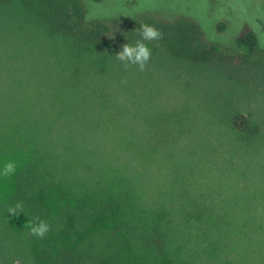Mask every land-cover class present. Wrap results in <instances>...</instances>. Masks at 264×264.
<instances>
[{"label":"rangeland","instance_id":"374dc122","mask_svg":"<svg viewBox=\"0 0 264 264\" xmlns=\"http://www.w3.org/2000/svg\"><path fill=\"white\" fill-rule=\"evenodd\" d=\"M83 1L87 22L113 23L114 17L134 18L146 9L153 16L173 17L180 8L178 0ZM212 3L195 0L187 8L218 60H177L155 40L145 42L151 59L141 72L138 67L125 70L115 58L123 45L136 42L110 35L93 45L64 37L20 2L0 1V169L7 161L16 164L14 175L0 177V264H39L21 234L26 221L6 218L2 211L28 164L22 139H15L3 121L25 107L32 117L45 118L58 108L75 113L76 105L79 116L113 115L116 128L77 130L66 145L100 153L105 162L97 164L128 167L147 194L168 193L169 184L178 181L193 203L206 205L220 221L214 224L212 216L216 229L201 247L180 258L153 257V264H264V0ZM222 21L229 22L226 35L218 32ZM247 29L257 34L256 55L223 51V43L233 47ZM51 104L57 109L51 111ZM105 230L111 254L129 249L113 226ZM104 235L91 231L73 238L93 245ZM119 261L146 264L126 255Z\"/></svg>","mask_w":264,"mask_h":264},{"label":"trees","instance_id":"16d2710c","mask_svg":"<svg viewBox=\"0 0 264 264\" xmlns=\"http://www.w3.org/2000/svg\"><path fill=\"white\" fill-rule=\"evenodd\" d=\"M16 1L64 37L93 45L103 44L110 35L122 42H137L141 40L140 26L148 24L161 32L162 38L156 41L174 59L205 64L220 58L209 48L211 44L201 25L187 8L195 0H178L180 8L173 17L153 16L146 9L134 18L114 17L113 23L91 19L87 22L83 0ZM228 28V21L218 24V32L223 35ZM219 40L213 42L220 44ZM199 42L206 45L204 49H198ZM223 44V51H233L246 58L259 51L257 34L249 29L237 36L233 47H227L226 42ZM75 108L76 113L79 109L77 105ZM56 109L57 105L51 104V111ZM75 113L58 108L56 113H49L45 118H35L25 107L15 117L3 121V125L10 124L15 139H22L21 149L27 155L28 164L18 174L15 191L3 203L2 211L6 218L26 221L27 227L20 228L21 234L33 246V256L39 264H120V257L125 255L153 264V257L180 258L192 247L194 250V246L201 247L216 229L214 224L220 225L206 205L193 203L195 198L189 197L188 188L178 181L169 184L168 193L147 194L143 182L133 177L128 167L97 164V161L105 162L100 153L87 148L71 149L65 143L77 130L97 126L101 130L116 128L111 114L95 112V115L79 116ZM3 156L4 153L0 155ZM17 203L23 205V213L8 214V209ZM37 218L50 226L43 238L30 235L29 224L38 222ZM111 226L129 248L123 253L118 251L116 256L110 253L105 242V228ZM91 231H100L104 236L93 245L85 240L77 243L73 238L74 234Z\"/></svg>","mask_w":264,"mask_h":264},{"label":"clouds","instance_id":"9594fccd","mask_svg":"<svg viewBox=\"0 0 264 264\" xmlns=\"http://www.w3.org/2000/svg\"><path fill=\"white\" fill-rule=\"evenodd\" d=\"M139 34L141 40H138L135 46L125 44L122 46L121 50L115 55L118 61L123 63L124 69L127 70L129 67H138L139 71H145L148 62L151 59V50L148 48L145 42H152L162 38L161 32L148 24H142L139 28ZM121 83H126V81H121ZM16 172V164L12 161H7L4 163L2 169H0V177H10ZM23 213V205L17 203L14 207L8 209V214L12 216H18ZM38 222H33L29 224L30 235L43 238L49 231V224L37 218Z\"/></svg>","mask_w":264,"mask_h":264}]
</instances>
